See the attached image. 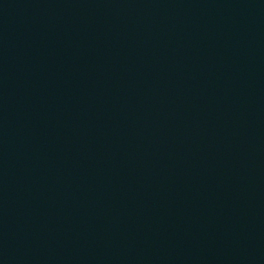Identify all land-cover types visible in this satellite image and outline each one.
Instances as JSON below:
<instances>
[{
	"label": "water",
	"instance_id": "obj_1",
	"mask_svg": "<svg viewBox=\"0 0 264 264\" xmlns=\"http://www.w3.org/2000/svg\"><path fill=\"white\" fill-rule=\"evenodd\" d=\"M0 264H264V0H0Z\"/></svg>",
	"mask_w": 264,
	"mask_h": 264
}]
</instances>
